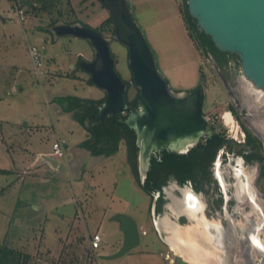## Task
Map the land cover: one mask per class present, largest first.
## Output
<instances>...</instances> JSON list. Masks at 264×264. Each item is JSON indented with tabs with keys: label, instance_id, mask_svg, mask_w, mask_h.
I'll use <instances>...</instances> for the list:
<instances>
[{
	"label": "rangeland",
	"instance_id": "rangeland-1",
	"mask_svg": "<svg viewBox=\"0 0 264 264\" xmlns=\"http://www.w3.org/2000/svg\"><path fill=\"white\" fill-rule=\"evenodd\" d=\"M14 1L3 0L0 6V14L2 12L5 15L0 18V168L11 171L9 175L0 174V250L5 247L9 253L15 249L23 254L20 262L26 260V264H164V257L178 256L174 250L178 253L183 248L189 252L190 246L197 252L195 255H199L195 232L188 233V229H182V235L176 226L178 231H171L168 239L174 246L171 249L164 242L167 234L159 229L160 233L154 231V221L157 225L164 215L170 219L168 223L172 226L174 222L184 228L192 226L193 230H197L196 226L202 225L200 219L195 221L192 217L168 210L170 200L166 191L170 188L178 200L183 199L180 189L193 193L196 199L199 196L200 204L194 208L196 212L204 215L208 226L231 229L238 242L226 245L230 253L239 245L236 248L237 263L244 260L239 253L245 249L243 243L246 240L242 237L247 235L243 230L249 232L248 228L251 227V231L254 230L253 222L256 224V219L260 221L261 217L264 228V192L258 186L259 162L248 164L244 161L245 165L239 166L238 155L220 152L212 171L224 198L221 211L213 209L210 200L218 194H196L190 185L180 186L170 179L163 192L166 199L164 212L157 215L154 204L150 212V198L136 183L130 171L125 145L121 144L118 153L111 157L94 156L82 147L74 148V144L86 138V130L79 122L68 118L69 114L58 113L51 98L68 92L84 98H96L103 93L98 86L79 78L88 74L80 67L77 54L84 52L88 58H93L91 43L87 39L69 35L61 36L56 45L44 43L42 38L49 40V35L42 31L43 28L36 30V27H49L50 18L59 9L49 6L36 10V6L33 9L37 12H34L30 10V4H25L26 15L21 22L12 9L7 10ZM87 1L92 0H71L70 7L79 12L78 2L86 5ZM126 1L169 87L175 92L202 88L203 119L208 125L215 123L217 126H210L200 138L223 127L230 137L244 142L246 134L240 123L242 121L261 139L264 154V93L242 75L237 60L230 58L223 74L214 58L199 50L182 16L183 0ZM84 10L80 19L90 20L88 22L95 28H99L105 20L102 18L109 14L101 0H95L94 5L88 4ZM61 12L66 20L73 19L74 10L71 8H62ZM86 14H90V17ZM4 18H7L6 21ZM107 39L115 55L118 74L122 79L130 80L132 73L127 47L113 35L107 36ZM32 45L41 49L43 66L45 64L50 68V75L56 72L58 75L53 78L41 77V81H38L40 78L34 74L29 53ZM16 81L21 82L23 89L8 93L12 90L11 84L15 85ZM134 93L131 87L130 96ZM176 96L181 98L188 95ZM44 116L46 119L42 120ZM65 116L67 118L63 120ZM58 122L60 128L66 125L65 128L73 130L66 138L70 148L66 149L64 157L59 158L60 166L52 168L51 164L44 163L38 157L39 166L27 168L25 161L21 167L25 172L20 176L16 173L13 175L12 169L16 166L13 158L22 155L28 160L41 151H52L51 142L57 138L53 123L57 127ZM46 123L49 125L36 126ZM154 151L157 150L153 148ZM69 159L77 161L79 166L84 165L86 172L68 167ZM43 164H46L44 169L41 168ZM250 172L256 175L254 189L257 193L255 197L258 196L255 198L258 201H253L251 205L247 202ZM80 180L83 182L78 183ZM189 207H192L191 204ZM118 213L127 214L137 222L141 244L117 259L105 260L100 254L116 252L125 240L120 223L113 219ZM183 218L184 224L180 223ZM245 221L251 227H247ZM99 232L102 235V247L94 249L90 246L91 240ZM212 236L209 237L215 252L219 256L223 255L225 249L216 246V238ZM259 238L264 241V231ZM250 246L254 248L256 260L264 256V250L256 253L253 244ZM25 255L28 257L25 258Z\"/></svg>",
	"mask_w": 264,
	"mask_h": 264
},
{
	"label": "water",
	"instance_id": "water-1",
	"mask_svg": "<svg viewBox=\"0 0 264 264\" xmlns=\"http://www.w3.org/2000/svg\"><path fill=\"white\" fill-rule=\"evenodd\" d=\"M101 2L115 22V39L124 44L129 51V67L140 91L139 110L133 112L127 122L132 126L130 120L133 116L137 117L136 126L132 127L138 137V168L140 178L144 181L151 153L147 158L148 164L143 175L140 134L142 133L148 141H155L154 139L159 137V132L165 128L168 120H176L180 116L181 119L184 118L181 113L182 108L177 102L184 101L185 98L177 99L176 95H195L197 97L195 112L201 119L205 118L202 111V88L199 87L191 92L172 90L159 72L155 56L135 21L128 2L126 0H101ZM187 4L199 30L209 35L220 51L238 55L244 76L257 89L264 92V0H187ZM57 32L88 39L95 49L94 60L83 61V65L91 73L92 82L105 90L107 97L99 113L94 116V122L102 120L108 114H120L129 110L126 104L128 85L116 70V60L110 50L109 40L94 29L78 24L62 25L57 28ZM108 104L110 107L107 106ZM118 107L120 109H117ZM188 124L192 125L191 122ZM207 127L206 121L205 132L209 129ZM199 139L200 137L188 148L178 152L187 151ZM158 146L155 148L157 151L161 147H166ZM42 156L52 166H58L57 159L47 154ZM113 219L120 223L125 240L116 252L101 254L100 257L105 260L117 259L141 244L139 226L132 217L118 213ZM214 230L219 232L218 225L214 227ZM243 231L246 233L245 230Z\"/></svg>",
	"mask_w": 264,
	"mask_h": 264
},
{
	"label": "trees",
	"instance_id": "trees-1",
	"mask_svg": "<svg viewBox=\"0 0 264 264\" xmlns=\"http://www.w3.org/2000/svg\"><path fill=\"white\" fill-rule=\"evenodd\" d=\"M25 1L28 0H22V4H30L31 11H34L33 4L37 6L36 10H40L41 8L47 9L45 3L41 7L35 3V0ZM181 12L190 36L199 50L206 56H212L216 66L223 74L230 58L237 60V63L240 64L238 55L220 51L213 43L211 37L199 30L188 10L187 0H183ZM54 21L52 23H55ZM84 26L94 29L105 37L109 35L114 36L116 27L111 16L104 20V23L99 28L92 27L88 24H84ZM112 55L115 58L113 53ZM124 81L128 85L126 104L129 110L120 114H108L97 122H94L93 118L99 113L100 107L104 104L106 98L93 99L75 95H64L58 96L56 101L61 105L63 111L72 113L73 118L86 129L87 138L80 143V146L88 150L92 155L111 157L118 153L121 144L125 145L130 171L136 183L150 198V212H152L153 204L157 215L164 212L166 199L164 198L163 192L170 179L175 180L180 186L190 185L196 194H218L216 197L212 196L210 200L212 208L221 211L224 198L212 171L213 164L221 151L225 155L232 153L242 156L248 164L259 162L258 186L264 192L263 144L261 139L242 121L240 123L246 134L244 142H239L233 137H230L226 130L221 127L220 130L214 133L203 135L197 143L185 152H178L168 148H162L159 151L152 152L146 178L142 181L138 168V137L135 129L127 122L129 116L139 110L138 98L140 91L135 84L133 73L130 80ZM131 87L135 90L133 96L129 94ZM196 89L198 87L190 90V92ZM232 111L235 114V110L233 109ZM211 125L217 126L215 123ZM0 174L9 175L11 171L0 168ZM180 223L184 224L185 219H180ZM154 231L157 232L155 227ZM78 238L80 239V236ZM4 248L2 247L0 250V264H15L16 262L17 264H26V260L23 263L20 262V257L23 254L15 249L7 253ZM27 257L28 255H25V258Z\"/></svg>",
	"mask_w": 264,
	"mask_h": 264
},
{
	"label": "flooded vegetation",
	"instance_id": "flooded-vegetation-1",
	"mask_svg": "<svg viewBox=\"0 0 264 264\" xmlns=\"http://www.w3.org/2000/svg\"><path fill=\"white\" fill-rule=\"evenodd\" d=\"M210 126H212V125H208L207 128H210ZM238 158H239V161L237 162L238 165L239 166L241 164L245 165L244 158L242 156H239V155H238ZM263 158H264V156H263ZM248 176L250 178L248 180L247 189H248V192L250 193V195H248V197H247V200H248L247 202H248V204L251 205V204H253V201L256 200L255 198H258V196L255 197L256 191L254 189L255 188L254 187V183H255L256 175H254L253 173L250 172L248 174ZM252 189L254 191H252ZM179 191L181 192V194L183 196L182 200H178L174 196V194H173V192H172V190L170 188L166 191L168 199L170 200V204L167 205V208H168L169 211L176 212V213H178L180 210H183L184 211L183 213H185V214H182V215H185L188 218L192 217L195 220H199L200 219V221H202V225L196 226L197 228H195V229H197V230H195V235H194L195 240H196L195 242L197 243V245L199 244L198 245V247L200 248L199 255L198 254L195 255L197 253V252H195V250L191 251V248H193L192 246H190V251L187 252L188 253L187 257L183 255V253L186 252L183 248H181L178 251V253L174 252L172 250L178 256H176L175 258H172L170 256L164 257L163 258V263L164 264H166V263L167 264L168 263L169 264H264V256H261V257L259 256L260 259L256 260V258L253 255V250H252L254 248H251L252 246H250L251 244H253V246L256 248L255 249L256 253L259 252V251L263 252V250H264V245H263L264 241H262V239L259 238L260 235H262V231H264L263 227H261L262 226L261 222L263 221L262 217H261L260 221H258L256 219V224H255V222H253L254 223V227H253L254 230H252V231H251V228H252L251 224L248 223L247 221H245L247 227H251V228H248L249 232H246L247 236L246 237H242L243 239L246 240V242L243 243V246H244L245 249L244 250L241 249V251H239V253H240V256L242 258L244 257V260L242 259L240 261V263H237L238 260L236 259V255H237L238 250L236 248L239 245L237 247H235L232 250L231 253H230V250H229L230 248H228V246L226 245V244H229V243L230 244L231 243H235L236 244L238 242L237 241V237H234L231 229L225 230L224 228L218 226V229H219L218 231L219 232H216L214 237L216 238V240L220 244H222L223 248L225 249V252L223 253V255L221 254V256H219V254L217 252H215V250L213 248V241L210 239V237H209L210 233L207 231V228H206L208 226V221L204 218V215L202 213H197L196 209H194L197 206H199L200 197L197 196L198 199H196V195H194L193 193H191V192H189L187 190H184V189H180ZM182 191H184V193ZM249 196L251 198H249ZM256 201H258V200H256ZM260 201H262V200H260ZM188 203L191 204L192 207H189ZM189 208H191V209H189ZM166 219L170 221V219H168L167 215H164V217H162L158 221L157 227H158L159 230L164 231V228H163L162 224H163V222ZM172 223L175 226H177L178 228H180V229H183V230H185V229L187 230L188 229L187 230L188 233H189L190 229L193 231V229L191 228L192 226L184 228V227H181V226H179L178 224H176L174 222H172ZM194 223H196V222H194ZM259 225H260V227H259ZM183 230H182V232H183ZM259 231H260V233H259ZM165 234H167L166 235L167 237L165 238V241L167 242V244L170 246L171 249H172V247L174 248V246L168 240L169 239V235H168L167 231L165 232ZM246 243L248 244L247 246H246ZM100 247H101V245H100ZM99 248H94V249H99ZM189 253H191V254H189Z\"/></svg>",
	"mask_w": 264,
	"mask_h": 264
},
{
	"label": "crops",
	"instance_id": "crops-1",
	"mask_svg": "<svg viewBox=\"0 0 264 264\" xmlns=\"http://www.w3.org/2000/svg\"><path fill=\"white\" fill-rule=\"evenodd\" d=\"M2 1L3 0H0V6L2 5ZM86 1V0H85ZM97 1V0H96ZM99 2H100V0H98ZM25 2H29V0L28 1H25ZM81 2V1H80ZM80 2H78V5H77V9H79V12H77L76 11V8H72V7H70V5H71V0H63V1H57V0H45V2H44V0H35V3L37 4V5H39V6H41V7H43V5H44V3L47 5V8L50 6V7H54V8H57V9H59V11H58V13L55 15V16H53V17H51L50 18V21H49V27L48 26H46V27H40V26H38V27H36V30H39V29H41V28H43L42 29V31H44V32H46L47 33V35H49V40L48 39H45V38H42V41L44 42V43H51V44H53V45H56V43L58 42V40H59V38L61 37V36H64V35H69V36H74V37H78V36H75V35H72V34H65V33H58L57 32V28L58 27H60V26H62V25H76V24H78V25H84V24H88V25H90V26H92L91 25V23L90 22H88V21H90V20H87V21H84V20H82V19H80V15H83L84 14V9H87V5L88 4H92V5H94L95 4V0H92V1H87V3L88 4H86V5H84L83 3V5H81V3ZM19 3L21 4V5H19ZM25 6L26 5H24V4H22V0H15L14 2H12V6H10V7H7V10H8V8H9V10H13L14 11V13H15V15L18 17V15H17V13H16V8L18 7V8H22V9H24L25 10V15H26V9H25ZM104 6V5H103ZM33 7H34V9H36V6H35V4H33ZM105 7V6H104ZM62 8H64V9H66V8H71L72 10H74V12H73V19L72 20H66L65 18H64V14L61 12V9ZM106 8V7H105ZM34 12H37V11H34ZM109 12V11H108ZM87 15V17H90V14H86ZM2 16H5L4 15V13L2 14V12H1V14H0V18L2 17ZM85 16V15H84ZM111 15H110V13L109 14H107V15H105L104 16V18H102L103 20L105 19H107L108 17H110ZM19 18V17H18ZM6 19L7 18H4V21H6ZM25 19V18H24ZM101 19V20H102ZM21 22L23 21V20H21V19H19ZM55 20V21H54ZM55 22V23H52V22ZM93 27V26H92ZM38 28V29H37ZM35 30V31H36ZM39 38V37H38ZM80 38H82V37H80ZM107 38V37H106ZM85 39V38H84ZM88 40V39H87ZM109 40V39H108ZM90 42V41H89ZM93 47V46H92ZM92 54H93V58H88L87 57V55L84 53V52H79L77 55H78V62L80 63V67L82 68V70H83V72L84 73H86V74H88V75H85V77H79V76H77V78L79 77V78H81V79H84L87 83H89V84H94L93 82H92V75H91V73L84 67V65H83V61H86V62H91V61H93L94 60V57H95V49H94V47L92 48ZM73 68H75V66H73ZM72 68V69H73ZM50 68L46 65L45 66V64H44V67H43V74L41 75V76H39L38 77V75H36L37 76V78H40L38 81L40 82L41 81V77H43V78H45V77H47L48 76V78L50 77V78H53L54 76H56V75H58V72H56V73H54V74H51L50 75V70H49ZM34 70V69H33ZM34 74H36L35 73V70H34ZM50 75V76H49ZM88 76V77H87ZM89 81H91V82H89ZM94 85H96V84H94ZM97 86V85H96ZM99 87V86H98ZM100 88V87H99ZM10 89H12L11 91H9L8 93H10V94H12V92H15V91H19V90H22L23 89V85L21 84V82L20 81H16V84L14 85H12L11 84V86H10ZM100 89H102V88H100ZM102 91H103V93L100 95V96H98V97H96V98H93V99H103V98H106L107 97V94H106V91L105 90H103L102 89ZM65 95H71V93H66ZM58 96H64V95H56V96H51V98L53 99V103L56 105V111H58V113H64V114H69V116H68V118H73V116H72V113H70V112H65V111H63V109H62V107H61V105L60 104H58V102L56 101V98L58 97ZM84 98V97H83ZM2 98H0V100H1ZM67 117L65 116L64 118H63V120H65ZM46 119V116H44L43 117V119L42 120H45ZM73 120L74 121H76L74 118H73ZM77 122V121H76ZM58 125H57V127H56V125L53 123V128L55 129V131H56V133H57V138L56 139H53L52 140V142H51V145H53V143L54 142H56V141H62V142H65V148L67 149H69L70 148V144L67 142V140H66V138L68 137V135H69V133H71L73 130H72V128H65L66 127V125H65V127H61L60 128V123L58 122L57 123ZM46 125H49V124H43V125H40V124H37L36 126H38V127H40V126H46ZM86 130V129H85ZM86 138H87V131H86ZM85 138V139H86ZM84 139V140H85ZM84 140H82V141H84ZM82 141H80L79 143H77V144H74L73 145V147L74 148H76V149H78V148H81V146H80V143L82 142ZM52 147V146H51ZM83 149H85V148H83ZM86 150V149H85ZM88 151V150H87ZM89 152V151H88ZM49 153H51V152H46V151H41L40 152V154L38 153V154H36V156L34 157H32V158H29L28 160H26V158L25 157H23L22 155H19V157H17V159L16 158H13V160L12 161H14V163H15V168L14 169H12V174L13 173H16V175L17 176H20L21 175V173H24L25 172V170H21L22 168V166L23 165H25V161H26V163H27V168H30V167H37V166H39V159L40 160H42L44 163H46V162H48L47 160H45L44 158H43V156L42 155H44V154H49ZM90 153V152H89ZM91 154V153H90ZM92 155V154H91ZM99 156H103V155H99ZM38 157H39V159H38ZM69 162V164H68V167H70L71 169H74V171H76L75 169H79V171L80 170H83L84 171V173L86 172V169H84V165H81V166H79V164L77 163V161H70V159L67 161V163ZM49 163V162H48ZM50 164V163H49ZM45 165L46 164H43V166L41 167L42 169H44L45 168ZM60 166V161H59V163H58V166H56V167H54V166H52V168H58ZM78 167V168H77ZM32 169V168H31ZM14 175V174H13ZM84 175V174H83ZM78 179V178H77ZM79 180V179H78ZM81 182H83L82 180H80L78 183H81ZM13 186H14V184H13V182H12V188H13ZM62 219H64V218H62ZM154 227H155V229H156V231H158V228H157V225H156V220L154 221ZM97 231H99V230H97ZM159 232V231H158ZM160 233V232H159ZM98 234H100V232L98 233ZM101 235V234H100ZM101 238H102V235H101ZM102 242V241H101ZM164 242H166V241H164ZM102 247V246H101ZM100 247V248H101ZM99 248V249H100ZM113 253V252H112ZM101 254H111V253H104V252H102Z\"/></svg>",
	"mask_w": 264,
	"mask_h": 264
},
{
	"label": "bare ground",
	"instance_id": "bare-ground-1",
	"mask_svg": "<svg viewBox=\"0 0 264 264\" xmlns=\"http://www.w3.org/2000/svg\"><path fill=\"white\" fill-rule=\"evenodd\" d=\"M242 75L244 76V74H242ZM248 81L250 83H252L250 80H248ZM252 85L254 86L253 83H252ZM261 92H263V91H261ZM179 98L180 97H178L177 99H179ZM184 98H185L184 101H178L177 102V104L182 108L181 113L184 116V118L181 119V116H180L176 120H168L165 123V125H166L165 128L159 132V137H157V139H154L155 141H148V139H145L146 137L144 138V135L140 132L141 133L140 134L141 135V147L143 150V152H142L143 153L142 154V163H141L143 175L145 174L146 166L148 164L147 158L150 155L153 148H156V146L159 145L158 147L166 146V147L173 148L175 150H185L205 132L204 124L206 123V120L201 119L196 114L195 108H194L197 104V97L195 95H188V96H185ZM107 106L110 107L109 104ZM117 109H120V108L118 107ZM136 120H137L136 116H133V118L130 120V123L132 124L133 127L136 126ZM163 121H165V120H163ZM188 122L189 123L191 122L192 125L189 126L190 124H188ZM151 140H153V139H151ZM252 191H254V190L252 189ZM182 192L184 193V191H182ZM183 212H184L183 210H180L177 214L178 215L185 214ZM162 226L164 228V231L165 230L167 231L168 235L171 234V231H178V228L175 225L174 226L170 225V223H168L167 219L163 222ZM214 227H215L214 225H211V226L209 225L206 227L208 229V232L210 233V236H212V235L214 236L216 233L214 230ZM189 232L193 233V232H195V230H193V231L190 230ZM179 234L183 235L182 229H180ZM215 244H216V246L223 248L222 244H220L217 240L215 241ZM263 245H264V243H263ZM194 250H195L194 248H191V251H194ZM174 251L177 252L176 250H174ZM189 254H191V253H189ZM183 255L187 257L188 253L186 252Z\"/></svg>",
	"mask_w": 264,
	"mask_h": 264
},
{
	"label": "built area",
	"instance_id": "built-area-1",
	"mask_svg": "<svg viewBox=\"0 0 264 264\" xmlns=\"http://www.w3.org/2000/svg\"><path fill=\"white\" fill-rule=\"evenodd\" d=\"M16 13L18 15V17L23 20L25 18V10L22 8H16ZM29 53L33 62V66L35 69V73L36 75L41 76L43 74V60H42V55H41V49L36 46V45H32L29 47ZM65 152H66V148L65 145L62 141H56L53 143L52 145V151L51 153L47 154L55 159H57L59 161V158H62L65 156ZM101 235L96 233L92 240V246L93 248H99L101 245Z\"/></svg>",
	"mask_w": 264,
	"mask_h": 264
}]
</instances>
